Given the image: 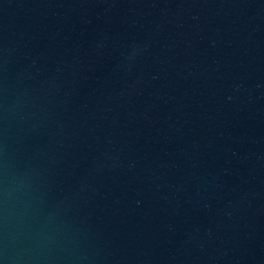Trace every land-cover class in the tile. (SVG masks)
I'll return each instance as SVG.
<instances>
[{"label":"water","instance_id":"95a60500","mask_svg":"<svg viewBox=\"0 0 264 264\" xmlns=\"http://www.w3.org/2000/svg\"><path fill=\"white\" fill-rule=\"evenodd\" d=\"M0 264H264V0H0Z\"/></svg>","mask_w":264,"mask_h":264}]
</instances>
